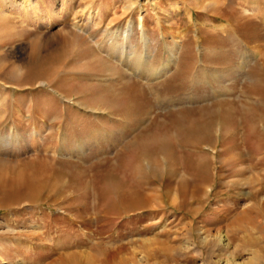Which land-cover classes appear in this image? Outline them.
Segmentation results:
<instances>
[{"label":"rangeland","instance_id":"rangeland-1","mask_svg":"<svg viewBox=\"0 0 264 264\" xmlns=\"http://www.w3.org/2000/svg\"><path fill=\"white\" fill-rule=\"evenodd\" d=\"M30 1L51 25L22 24L20 0L0 17V264H264V60L241 58L263 32L215 29V0ZM129 23L142 68L184 41L169 72L100 50ZM34 46L60 56L28 85Z\"/></svg>","mask_w":264,"mask_h":264},{"label":"bare ground","instance_id":"bare-ground-1","mask_svg":"<svg viewBox=\"0 0 264 264\" xmlns=\"http://www.w3.org/2000/svg\"><path fill=\"white\" fill-rule=\"evenodd\" d=\"M15 1H18V0H7L4 5L3 4L0 5V8H1L0 17L2 19H8L9 17H11L9 14L12 13V9H14ZM225 1L226 0H215L212 3H209L210 5H213V4L215 5V7L212 11L215 13V15H217L216 19L221 20L220 24H214V22L210 21L209 24L211 26H213L215 29H217L219 31H223L224 33L228 32V34L229 33L230 34H236L237 37L235 35L234 36L236 38L240 39L241 41L243 40L242 41L243 44L245 43V46H249V47L251 44V40L249 37H252V38L254 37V36H250V34H251V33L249 34L250 30H253V31L256 30L257 33L255 31L253 32L255 34L263 32V36H264V5L263 4L257 2L256 0H239V2L241 4H244L243 7H247L248 9L252 8V9H250L252 12L251 15H254L257 19L249 18V19L237 20L236 22H232L230 20L231 18L226 15V14H228L227 13L228 10L226 8ZM20 2H21V4H23L25 11H26L25 14L23 15L22 24L27 23L30 26L33 25L36 27H42L43 25L48 26V25L52 24V21H51L52 15H50L48 12L44 15H37L36 17H32L28 11H29V8L35 7L36 5L32 4V2L30 0H20ZM135 2H136V0H135ZM248 9L247 10L245 9V10L248 11ZM34 10L37 13L38 8H35ZM54 11H56V10L54 9ZM56 13H57V11H56ZM47 17L50 20L46 21ZM89 19L92 21H95V18H93L91 16ZM190 19L192 20L191 17H190ZM8 20H10V19H8ZM45 21H46V23H45ZM139 25L141 26V30H142L141 32H142L143 40L147 44L148 41L150 40V38L147 36V32H146L147 29H146V26L144 23V18H142V17L140 18V24ZM132 33H133V25L131 23H129L126 26L125 31H124V38L126 39V41L124 43H122L112 53H110L109 49H107V48L104 49L103 47H101L100 50L103 51L104 53H106L107 55H109L112 59L116 60L122 66H124V68L126 70L130 71V73H132L138 77H143V78H146L148 80L151 77V75L154 77L156 75L157 76L160 75L164 71L167 72L170 69L169 64H171L172 61L174 62L176 60V58L178 56H180V54L182 53L184 41H176L175 44L171 48L170 59L168 61L167 66L160 68L159 70L158 69L156 70L155 68H152L151 66H150V68L149 67L148 68H142L140 66V63H141V61L148 62L149 54L147 53L143 58L140 57L139 55H137L136 46L130 44V38L132 36ZM247 33L249 35H247ZM255 34H253V35H255ZM259 35H262V34H259ZM246 37H248V38H246ZM255 37L257 38V35ZM261 39L263 41L264 37ZM260 44H264V43L261 42ZM38 46H39V44H38ZM255 46H257V45H255ZM34 48H35V46H34ZM34 48L32 49L33 50V54H32L33 56H32L31 63L27 66V71H26L27 74H25V77H26L25 80L27 81L26 83H28V85L29 84L31 85L38 80L41 81L40 79H42V77L45 76V74H47L49 69H50L47 64L50 65V63L57 61L59 59V56H60L59 54L57 55V54H53V53H52V55L50 54V55L44 56V55H41V53L39 52L40 49L38 50L37 48H35V49ZM260 50L257 48H255V49L253 48L250 51H247V50L245 52L241 51V58L243 59V63H245V61H251V60L257 58L258 56H259L258 58L264 60V52H263L264 50H262V52ZM150 56H152V55L150 54ZM43 63H45V64H43ZM241 66H243V65H241ZM242 68L243 67H241L240 69H242ZM238 70H239V68H238ZM241 71L242 70H239L240 73H241ZM145 73H147V74H145ZM228 75H230V74H227V75L224 74L222 76L227 77ZM232 77H234V75L233 76L231 75L230 79H232ZM225 79H227V78H225ZM28 181H29V179H28ZM24 184H26V181H24V179L18 178L15 180L14 179L7 180V181H5V184H4L5 190L2 192H6V194L8 192H13V193L15 191L18 192V190H20L21 187L24 186ZM29 184H30V182H29ZM27 186H28V184H27ZM61 259H62L61 257L52 258L51 260H47L48 262H46L44 264H58L61 261Z\"/></svg>","mask_w":264,"mask_h":264}]
</instances>
